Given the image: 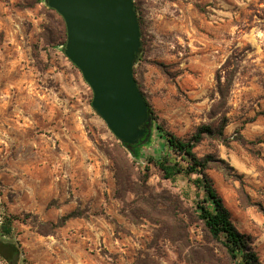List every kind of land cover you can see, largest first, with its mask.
<instances>
[{
    "label": "rangeland",
    "instance_id": "1",
    "mask_svg": "<svg viewBox=\"0 0 264 264\" xmlns=\"http://www.w3.org/2000/svg\"><path fill=\"white\" fill-rule=\"evenodd\" d=\"M134 3L143 45L133 76L153 122L183 141L210 128L193 152L208 159L203 174L264 264V0ZM48 9L0 0V222L26 220L0 237V256L12 247L13 264H187L164 235L167 215L178 220L179 244L224 260L197 218L198 175L168 180L148 165L145 155L167 153L155 129L141 159L120 145L92 110L61 37L47 44L49 32L63 31ZM226 61L232 77L222 99L216 77ZM110 156L132 165L137 195L118 196ZM72 212L80 217L58 226Z\"/></svg>",
    "mask_w": 264,
    "mask_h": 264
},
{
    "label": "water",
    "instance_id": "2",
    "mask_svg": "<svg viewBox=\"0 0 264 264\" xmlns=\"http://www.w3.org/2000/svg\"><path fill=\"white\" fill-rule=\"evenodd\" d=\"M63 20L66 59L89 87L91 108L131 155L155 129L133 76L140 30L132 0H45Z\"/></svg>",
    "mask_w": 264,
    "mask_h": 264
},
{
    "label": "trees",
    "instance_id": "3",
    "mask_svg": "<svg viewBox=\"0 0 264 264\" xmlns=\"http://www.w3.org/2000/svg\"><path fill=\"white\" fill-rule=\"evenodd\" d=\"M134 11L137 15V21L140 30V39L141 45L142 43V26H143V18L141 12L137 5L134 3ZM33 4H42L45 7V0H33ZM49 11L53 12L56 16L59 17L62 24V34L56 35L55 33L49 32V36L46 39L47 44H53L58 39H62L63 48L65 46L66 40V31L63 20L61 17L53 10L48 9ZM62 48V49H63ZM63 52V50H62ZM140 60V54L137 56L134 66ZM229 61H226L224 65L220 68V72L216 77L217 81V92L219 96L223 99L228 96V89L231 81L232 72L228 70ZM224 74V77L221 75ZM134 74V69H133ZM222 79L223 82H222ZM137 83V81H136ZM137 86L140 90V86L137 83ZM141 92V90H140ZM144 101L146 102L148 112L151 114L152 110L149 103L146 101L145 96L141 92ZM156 133L158 138L163 141L164 145L167 148V153L155 158L153 156L145 155L147 158L148 165H153L157 167L164 179L173 180L176 176H192L197 174L198 177L192 180L193 186L199 192L200 199L197 201L196 209H197V218L201 221L204 229L210 236L211 240L217 243L225 256V259L222 260L217 258L210 249L205 247H198L200 251H195L188 244L182 243L180 244L173 238L172 234V224L174 226L177 225L178 220L170 216H165L166 221L163 223V230L165 231V237L168 239L175 247L176 253L179 257H183L187 264H260L259 259L256 253L252 250L250 246L249 239L240 234L233 222L231 220L230 214L228 210L225 208L222 199L217 194L216 190L213 187L212 181L203 174V171L207 168L209 161L205 158H198L195 153L193 152L197 143H199L202 137L210 132V128L207 126H202L198 129V131L192 136L191 141H183L174 136L173 134L164 130L161 126L154 124ZM153 137V136H152ZM122 147L123 144L120 143ZM153 146V138L150 139L148 143H139L134 146V149L137 151L141 150L144 154ZM126 149V148H125ZM128 151V150H127ZM140 152V151H139ZM134 154V160L136 158L141 159L142 154L138 153ZM137 155V157H136ZM111 160L114 164V171H115V179H116V186H117V194L118 196L123 199L126 194L132 193L137 195V189L134 186V183L131 179L132 173V165L125 163H119L116 158L111 157ZM147 171V167L145 168ZM143 178L146 179V174H143ZM80 217L75 212L68 214L67 216L63 217L58 226H61L69 219H74ZM26 220H21L18 216L13 215H6L3 217V221L0 222V237H11L13 233V224L14 222H21L25 223ZM179 228H182L179 226ZM45 233V232H43ZM185 238L186 237H183ZM1 245V243H0ZM189 248L188 250L193 255V260L187 259V254H184V249ZM10 257L0 256V260L6 262L7 264H13L14 259L17 256V252L14 251L12 247L7 248Z\"/></svg>",
    "mask_w": 264,
    "mask_h": 264
}]
</instances>
